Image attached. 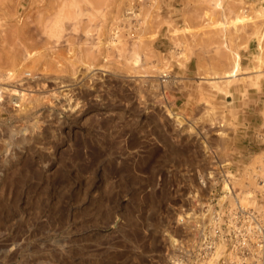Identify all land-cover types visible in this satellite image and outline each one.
I'll list each match as a JSON object with an SVG mask.
<instances>
[{
	"label": "rangeland",
	"instance_id": "rangeland-1",
	"mask_svg": "<svg viewBox=\"0 0 264 264\" xmlns=\"http://www.w3.org/2000/svg\"><path fill=\"white\" fill-rule=\"evenodd\" d=\"M61 1L0 0V264H173L213 198L264 222V0Z\"/></svg>",
	"mask_w": 264,
	"mask_h": 264
},
{
	"label": "built area",
	"instance_id": "built-area-1",
	"mask_svg": "<svg viewBox=\"0 0 264 264\" xmlns=\"http://www.w3.org/2000/svg\"><path fill=\"white\" fill-rule=\"evenodd\" d=\"M230 182L226 181V185L232 194ZM215 199L210 200V217L194 219L187 225L189 234L177 243L173 264H193L208 256L213 259L218 245L225 241L239 258L231 264H244L248 254L254 255L255 264H264V222L261 215L245 208L236 196L233 202L223 197L217 202Z\"/></svg>",
	"mask_w": 264,
	"mask_h": 264
},
{
	"label": "bare ground",
	"instance_id": "bare-ground-1",
	"mask_svg": "<svg viewBox=\"0 0 264 264\" xmlns=\"http://www.w3.org/2000/svg\"><path fill=\"white\" fill-rule=\"evenodd\" d=\"M57 6H59V9H58V12H59V14L60 15H63V11L65 10V8H66V6H67V2H66V0H62L61 1V3L59 4V5H57ZM56 6V7H57ZM52 7L53 6H51V9H52ZM50 8V7H49ZM238 16V15H237ZM242 16H243V14H242ZM242 16H239L238 17V19L241 21V19H244V17H242ZM61 17V16H60ZM237 18V17H236ZM237 19V21H239ZM245 19H246V16H245ZM235 21H236V19H235ZM239 55V54H238ZM237 59V58H236ZM241 58H238V60H240ZM237 60V61H238ZM260 62H259V65H258V67H260V69H258L257 70V75H259L260 77L261 76H264V68H263V65H264V59L263 58H261L260 57V60H259ZM237 68L236 69H234V70H232L227 76L228 77H232V76H235L236 74H237V71L240 69V62H238L237 63V66H236ZM263 68V69H262ZM5 89H7V90H9V92L11 91V98H12V101L14 102V103H16V105H17V107L18 106H22V104H23V102L27 99V94H30V96H33L35 93H33L32 91V89H24V88H22V89H17V88H8V87H4ZM3 94V93H2ZM1 95V94H0ZM3 95H5V94H3ZM36 95V97H38L37 95L38 94H35ZM39 100L40 99V97H38V98H36V100ZM31 100V99H30ZM27 101V100H26ZM32 101V100H31ZM28 102V101H27ZM38 102V101H37ZM22 109V108H21ZM20 109V110H21ZM264 185V184H263ZM231 188H232V186H231ZM233 189V188H232Z\"/></svg>",
	"mask_w": 264,
	"mask_h": 264
}]
</instances>
